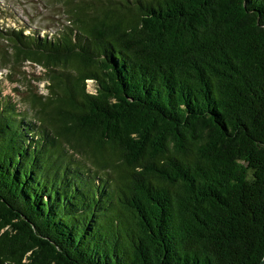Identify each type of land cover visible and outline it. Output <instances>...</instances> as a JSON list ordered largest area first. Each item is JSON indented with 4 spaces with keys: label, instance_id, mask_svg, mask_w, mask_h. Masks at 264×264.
Wrapping results in <instances>:
<instances>
[{
    "label": "trees",
    "instance_id": "1",
    "mask_svg": "<svg viewBox=\"0 0 264 264\" xmlns=\"http://www.w3.org/2000/svg\"><path fill=\"white\" fill-rule=\"evenodd\" d=\"M54 5L0 30V264H260L264 0Z\"/></svg>",
    "mask_w": 264,
    "mask_h": 264
},
{
    "label": "rangeland",
    "instance_id": "2",
    "mask_svg": "<svg viewBox=\"0 0 264 264\" xmlns=\"http://www.w3.org/2000/svg\"><path fill=\"white\" fill-rule=\"evenodd\" d=\"M60 11V7L56 8L54 5V0H0V30L24 28L26 33L39 30L41 35L44 33L51 35L65 23L64 20H56L63 17ZM26 70L32 73L30 79L33 81H35V77L41 76L40 67L34 68L32 65H28ZM7 73V69L0 70L3 93L14 95V84L5 78ZM36 85H38L41 92L45 91L43 83L38 84L37 82ZM89 89L95 91L93 81H89Z\"/></svg>",
    "mask_w": 264,
    "mask_h": 264
},
{
    "label": "water",
    "instance_id": "3",
    "mask_svg": "<svg viewBox=\"0 0 264 264\" xmlns=\"http://www.w3.org/2000/svg\"><path fill=\"white\" fill-rule=\"evenodd\" d=\"M260 264H264V259L261 261V263Z\"/></svg>",
    "mask_w": 264,
    "mask_h": 264
}]
</instances>
